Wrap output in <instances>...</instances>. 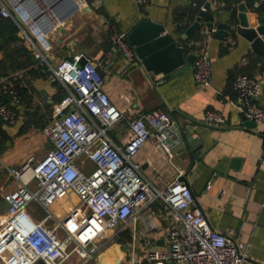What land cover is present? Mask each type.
Returning a JSON list of instances; mask_svg holds the SVG:
<instances>
[{
  "label": "crops",
  "instance_id": "crops-1",
  "mask_svg": "<svg viewBox=\"0 0 264 264\" xmlns=\"http://www.w3.org/2000/svg\"><path fill=\"white\" fill-rule=\"evenodd\" d=\"M73 1L76 7L62 19L44 0H0V5L10 8L14 2H20L36 19L39 6L43 9L46 20L39 21L51 42L46 53L51 63L79 57V61L85 58L98 64L104 90L124 114L108 130V137L115 144L125 141L129 119L155 108L165 109L176 119L181 140L188 132L196 135L203 130L199 155L172 150L169 155L150 138L136 155L141 171L159 189H164L180 173L211 224L245 243L247 256L242 264H264V120L257 127L260 133L246 124L235 104L237 96L231 85L235 73L258 76L264 69V54L252 49L250 27L241 26L237 20V3L241 0H209L210 9L200 26L186 38L182 34L195 20L192 7L200 0H148L140 6L132 0ZM69 5V0H63L57 10L64 11ZM251 10L264 23V1L255 3ZM2 17L0 14V80L9 78L21 87L23 102L33 107L31 111H21L15 124L0 121V170H7L41 155V143L46 136L43 126L64 90L19 32L12 34L5 29L8 19ZM144 18L163 23L165 31L181 41L185 55H195L199 48H206L211 61V83H196L193 62L178 72L157 74L145 70L138 58L127 63L111 40L110 27L115 25L127 34ZM217 22L228 24V34L222 39L215 36ZM258 102L264 106V85ZM207 109L221 111L224 124L204 123ZM85 166L92 167L89 162ZM17 185L13 177L7 183L0 181V214L7 207L3 194ZM65 194L66 201L60 198L51 205L58 219L78 202L73 192ZM143 211L151 215L148 225L138 220L123 229H102L100 237L96 236L99 223L84 227L76 238L88 247L96 244L92 255L84 258L73 252L62 264H152L147 260V252L167 247V207L159 199ZM26 212L32 221L41 220L45 214L35 203H30ZM46 223L53 225V220Z\"/></svg>",
  "mask_w": 264,
  "mask_h": 264
},
{
  "label": "built area",
  "instance_id": "built-area-1",
  "mask_svg": "<svg viewBox=\"0 0 264 264\" xmlns=\"http://www.w3.org/2000/svg\"><path fill=\"white\" fill-rule=\"evenodd\" d=\"M132 1L139 6L148 2ZM0 14L13 21L34 55L46 64L64 90L61 100L54 105L52 118L42 129L51 150L39 159L30 157L18 166L7 168L18 185L3 194L7 207L0 214L2 264H34L39 260L62 264L73 252L89 257L96 244L88 247L81 243L76 238L80 230L99 223L96 236L100 237L102 229H123L138 220L148 225L151 215L143 210L159 199L167 207L168 223L164 229L167 247L150 249L149 262L242 264L247 256L245 243L211 224L180 173L164 189H159L141 171L136 155L150 138L169 155L172 147L181 141L176 119L162 108L143 112L129 119L122 145L115 144L108 137V130L124 114L111 103L104 90L98 64L86 59L78 66L79 57H65L51 63L46 55L51 48L46 31L22 3L14 2L10 8L2 3ZM110 33L126 62H136L137 56L126 33L115 25H111ZM192 67L197 84L211 83L212 68L206 48L195 52ZM231 85L243 119L254 121L252 129L260 133L257 127L264 120V106L258 97L264 85V69L256 77L235 73ZM0 91L9 99L0 104L1 122L15 124L21 111L33 110L23 103L9 78L0 80ZM203 121L207 125H222L225 119L221 111L207 109ZM88 162L92 165L90 169L85 166ZM68 191L77 196L78 202L58 219L51 205ZM30 203L44 210L41 220L32 221L26 212ZM47 220H53V225H47Z\"/></svg>",
  "mask_w": 264,
  "mask_h": 264
},
{
  "label": "water",
  "instance_id": "water-1",
  "mask_svg": "<svg viewBox=\"0 0 264 264\" xmlns=\"http://www.w3.org/2000/svg\"><path fill=\"white\" fill-rule=\"evenodd\" d=\"M24 1V0H16ZM26 1V0H25ZM36 1V0H29ZM63 0H44V2L57 12L59 19H62L67 13L76 7L73 0L70 1L69 7L64 11H58V6ZM264 0H246L237 3V20L241 26H249L251 29L250 44L254 51L264 54V23L259 22L257 12L252 11L255 3H261ZM211 2L205 1L202 7L198 10L195 20L182 34L183 38L191 35L192 32L200 26L202 18L206 11L210 9ZM39 20H46L43 9L39 6L37 15ZM40 22V21H39ZM49 25V24H48ZM233 27V26H231ZM166 27L163 23L154 19H141L137 21L130 31L126 34L128 42L133 46L134 52L141 62L145 70L157 73L178 72L181 69L190 67L194 61L193 53L184 54V47L180 40L175 38L171 33L166 32ZM215 36L222 39L228 34V24L226 22H217L214 29ZM86 59H81L78 66ZM246 124L254 127L255 123L252 120H247ZM200 130L193 135L186 133L185 140H181L179 144L172 147V152H182L188 155H193L203 146L204 139ZM40 264H46L43 260Z\"/></svg>",
  "mask_w": 264,
  "mask_h": 264
},
{
  "label": "trees",
  "instance_id": "trees-1",
  "mask_svg": "<svg viewBox=\"0 0 264 264\" xmlns=\"http://www.w3.org/2000/svg\"><path fill=\"white\" fill-rule=\"evenodd\" d=\"M228 1V0H227ZM230 1V0H229ZM203 2V0H200V1H198V2H196V5L195 6H193L192 7V12H191V14H194V13H196L197 14V12H198V6L200 5V3H202ZM231 2V1H230ZM198 9V10H197ZM2 18H4V17H2ZM7 19H8V23L7 24H5L4 25V27H5V29H7L9 32H11L12 34H14L15 33V31L17 30V28H16V26H15V24L13 23V21L10 19V18H8L7 17ZM14 85H15V87L19 90V92H20V94H21V97H22V101L24 100L23 99V96H22V91H21V87H19L17 84H15L14 83ZM9 101V99H8V96L7 95H5L4 93H2L1 91H0V104L1 103H4V102H8ZM24 103V102H23ZM27 104V103H26ZM0 132H1V129H0ZM1 134H2V132H1ZM0 141H1V139H0ZM34 264H40L39 262H36V263H34Z\"/></svg>",
  "mask_w": 264,
  "mask_h": 264
},
{
  "label": "rangeland",
  "instance_id": "rangeland-1",
  "mask_svg": "<svg viewBox=\"0 0 264 264\" xmlns=\"http://www.w3.org/2000/svg\"><path fill=\"white\" fill-rule=\"evenodd\" d=\"M51 118H52V113H50V114L47 115V122H48ZM41 144H42V147H43V150H42V153H43V154L46 153L47 151L51 150V148H52V147H51V143H50L49 139H48L46 136L44 137L43 142H42ZM42 153H41V155L35 157V159H39V158H41V157H42ZM11 179H12V177L10 176L8 170H6V169H4V170H0V181H3V182L6 181V183H7V182H9ZM70 192H71V191H70ZM60 198H62V199L65 200V201L68 199L67 196H66V194L60 196V197L58 198V200H59Z\"/></svg>",
  "mask_w": 264,
  "mask_h": 264
}]
</instances>
